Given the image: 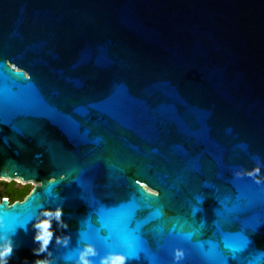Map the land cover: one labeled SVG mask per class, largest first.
I'll list each match as a JSON object with an SVG mask.
<instances>
[{
	"label": "water",
	"instance_id": "obj_1",
	"mask_svg": "<svg viewBox=\"0 0 264 264\" xmlns=\"http://www.w3.org/2000/svg\"><path fill=\"white\" fill-rule=\"evenodd\" d=\"M0 179L7 264H264V0H0Z\"/></svg>",
	"mask_w": 264,
	"mask_h": 264
},
{
	"label": "clouds",
	"instance_id": "obj_2",
	"mask_svg": "<svg viewBox=\"0 0 264 264\" xmlns=\"http://www.w3.org/2000/svg\"><path fill=\"white\" fill-rule=\"evenodd\" d=\"M155 194V193H153ZM45 216H54L58 223L60 216L62 215L61 209L56 208L55 210H44ZM35 232L33 234V240L38 244V247L33 249V253L39 256V253L47 250V245L52 239L53 233L50 230V221L43 219L36 221L33 225ZM56 243H67V238L61 239L56 237ZM12 253V242L9 236L0 235V264H7V258ZM50 255V253H49ZM97 256L95 247L91 244H84L81 249L77 250L75 264H127V260L130 257L126 256L122 252H108L103 256H100L98 260H91L90 257ZM33 264H52L48 258H37L33 261Z\"/></svg>",
	"mask_w": 264,
	"mask_h": 264
},
{
	"label": "trees",
	"instance_id": "obj_3",
	"mask_svg": "<svg viewBox=\"0 0 264 264\" xmlns=\"http://www.w3.org/2000/svg\"><path fill=\"white\" fill-rule=\"evenodd\" d=\"M3 190L0 192L1 198L5 197L10 202H14L16 200H22L23 197L31 190L26 186H15V182L11 181L9 183H2Z\"/></svg>",
	"mask_w": 264,
	"mask_h": 264
},
{
	"label": "rangeland",
	"instance_id": "obj_4",
	"mask_svg": "<svg viewBox=\"0 0 264 264\" xmlns=\"http://www.w3.org/2000/svg\"><path fill=\"white\" fill-rule=\"evenodd\" d=\"M9 182H11V181H9V180H7V179H3V180H0V192L3 190V185L1 186V184L2 183H9ZM15 182V186H26V187H28L29 189H31L32 187H33V183L32 182H23V181H21V180H15L14 181Z\"/></svg>",
	"mask_w": 264,
	"mask_h": 264
},
{
	"label": "snow or ice",
	"instance_id": "obj_5",
	"mask_svg": "<svg viewBox=\"0 0 264 264\" xmlns=\"http://www.w3.org/2000/svg\"><path fill=\"white\" fill-rule=\"evenodd\" d=\"M0 235L8 236V235H12V233L11 232L4 233L2 230H0Z\"/></svg>",
	"mask_w": 264,
	"mask_h": 264
},
{
	"label": "flooded vegetation",
	"instance_id": "obj_6",
	"mask_svg": "<svg viewBox=\"0 0 264 264\" xmlns=\"http://www.w3.org/2000/svg\"><path fill=\"white\" fill-rule=\"evenodd\" d=\"M0 198H1V194H0ZM9 201V200H8ZM9 203H11L10 201H9Z\"/></svg>",
	"mask_w": 264,
	"mask_h": 264
},
{
	"label": "bare ground",
	"instance_id": "obj_7",
	"mask_svg": "<svg viewBox=\"0 0 264 264\" xmlns=\"http://www.w3.org/2000/svg\"><path fill=\"white\" fill-rule=\"evenodd\" d=\"M0 180H3V179H0ZM33 183V182H32ZM33 185H34V183H33Z\"/></svg>",
	"mask_w": 264,
	"mask_h": 264
}]
</instances>
